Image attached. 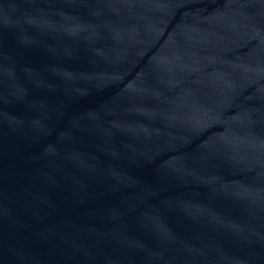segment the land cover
<instances>
[{
  "label": "water",
  "instance_id": "95a60500",
  "mask_svg": "<svg viewBox=\"0 0 264 264\" xmlns=\"http://www.w3.org/2000/svg\"><path fill=\"white\" fill-rule=\"evenodd\" d=\"M0 264H264V0H0Z\"/></svg>",
  "mask_w": 264,
  "mask_h": 264
}]
</instances>
